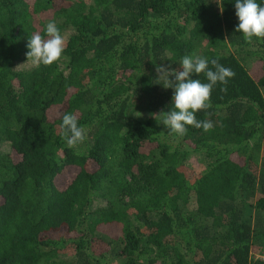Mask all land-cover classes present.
Segmentation results:
<instances>
[{
    "label": "trees",
    "instance_id": "16d2710c",
    "mask_svg": "<svg viewBox=\"0 0 264 264\" xmlns=\"http://www.w3.org/2000/svg\"><path fill=\"white\" fill-rule=\"evenodd\" d=\"M234 3L0 0V264H264V38L235 30ZM49 21L65 50L34 67ZM190 54L235 75L196 113L210 130L168 134L156 68Z\"/></svg>",
    "mask_w": 264,
    "mask_h": 264
},
{
    "label": "clouds",
    "instance_id": "9594fccd",
    "mask_svg": "<svg viewBox=\"0 0 264 264\" xmlns=\"http://www.w3.org/2000/svg\"><path fill=\"white\" fill-rule=\"evenodd\" d=\"M234 7L238 19L235 30L248 41L264 38V0H235ZM45 33V36L34 33L27 41V61L34 67L59 61L65 50V35L55 21L46 24ZM156 72L158 79L163 81L162 86L173 91L171 107L162 113V123L168 129V134L183 135L188 126L210 130L212 122L198 120L196 113L209 107L212 90L218 83L227 84L234 77L232 69L215 59L190 54L181 58L178 68L160 64ZM200 74H203L207 82L193 78ZM59 126L70 147L83 143L87 138V130L78 124L76 115L72 113H65Z\"/></svg>",
    "mask_w": 264,
    "mask_h": 264
},
{
    "label": "rangeland",
    "instance_id": "374dc122",
    "mask_svg": "<svg viewBox=\"0 0 264 264\" xmlns=\"http://www.w3.org/2000/svg\"><path fill=\"white\" fill-rule=\"evenodd\" d=\"M248 65V64H247ZM250 66V63H249ZM260 65L258 63L253 62V67H259ZM6 147H4L5 149ZM209 160L206 157H203L200 154H193L190 155L187 159L186 162V166L190 169H192L195 172H201L203 171L204 168H206V166L208 165ZM69 174L63 175V177H58L57 178V183L59 186L64 185L66 182H68V180H70L71 178H73L76 174H77V168H70ZM70 176V177H69ZM62 187V186H61ZM104 231H106L107 235H117L119 232V228L118 227H114V226H110V227H106L104 229Z\"/></svg>",
    "mask_w": 264,
    "mask_h": 264
}]
</instances>
